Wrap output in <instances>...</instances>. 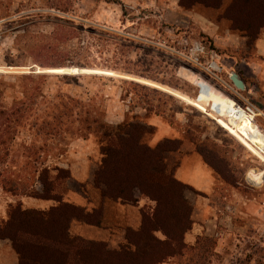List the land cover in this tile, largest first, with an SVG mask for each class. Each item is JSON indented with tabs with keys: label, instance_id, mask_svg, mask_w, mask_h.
<instances>
[{
	"label": "rangeland",
	"instance_id": "rangeland-1",
	"mask_svg": "<svg viewBox=\"0 0 264 264\" xmlns=\"http://www.w3.org/2000/svg\"><path fill=\"white\" fill-rule=\"evenodd\" d=\"M235 2L0 0V230L18 204L43 214L40 236L14 240L34 247L24 256L39 248V264H264V0ZM52 67L76 68L44 70ZM115 137L155 149L147 181L177 179L186 158L207 190L206 167H194L209 166L211 190L182 183L166 196L168 209L179 196L189 208L181 254L147 255L167 240L141 232L154 201L135 185L113 198L94 178L103 158L113 175L124 172L122 150H101ZM64 202L75 208L56 216ZM10 243L0 238V261L19 264Z\"/></svg>",
	"mask_w": 264,
	"mask_h": 264
},
{
	"label": "trees",
	"instance_id": "trees-1",
	"mask_svg": "<svg viewBox=\"0 0 264 264\" xmlns=\"http://www.w3.org/2000/svg\"><path fill=\"white\" fill-rule=\"evenodd\" d=\"M205 0H190V4L194 2H204ZM232 3L236 5L235 0H232ZM264 2L261 4L263 5ZM241 11V8H239ZM264 16V13H263ZM264 26V17L262 23L257 27L256 34ZM243 29H247V24H245ZM251 28V27H250ZM76 67H52L46 68L44 70H49L53 73H68L72 74L73 70ZM111 75L114 74L108 71ZM124 79L132 80L134 83H139L140 85H145L152 89H157L160 92L165 93L164 85L156 83L154 81L142 78V77H132L129 75H122ZM7 126V125H5ZM134 133V132H132ZM130 133L129 135H131ZM104 157L107 156L108 152L111 151H120L122 153L119 157L118 163L121 162V166L124 168V172H120L115 169L114 174L112 173L111 167L106 168V159L103 158L99 168L94 171V178L102 182L105 185L103 192H108L109 195L113 198L124 197L126 192L128 195L131 193L130 186L135 185L141 194L146 195L149 199L153 200L155 205L153 207L152 215L148 218L149 221H143L141 232L151 236V233L154 230L161 231L166 237V241L154 240L148 244L147 255L154 257V260L160 261L167 256H176L181 254L185 245L183 244L182 234L189 228L188 213L189 208L186 203L179 196L176 205L172 209H168V198L167 194L171 186H182L183 184L175 178H165L164 183L147 181L145 173H147L148 167L154 165V160L156 159L157 154L152 155L151 151L155 149L145 148L144 146L136 143L130 142L129 144H121V140L117 137L112 138V140H107V143L101 147ZM127 150V151H124ZM131 155V156H129ZM203 159V158H202ZM101 162V163H102ZM203 162L206 163L203 159ZM111 174V175H108ZM116 176L113 179V176ZM119 176H123L122 178ZM119 180H118V179ZM112 193H111V191ZM42 191H47L46 188H43ZM115 192V193H114ZM43 192H38L32 194L34 197H43ZM58 203L61 202L59 199L54 197ZM65 204V205H62ZM68 206V207H67ZM19 204L16 205L17 212L15 214H10L9 219L3 224L0 230V238H8L11 243V248L15 253H17V261L19 264H39L40 260L36 257L37 253L41 249L36 248L35 256L27 254L24 256V248L30 251H34V247L26 246L24 244H19L18 247H15L14 240L20 237H29L34 238L40 236V233L37 228L39 222L37 218L43 216L41 210H35L32 208H19ZM63 208L74 209L75 206L64 202L58 204L55 208V215L58 216V210ZM10 228V232L8 229ZM176 228V229H175ZM37 235V236H36ZM153 238V237H152ZM25 239V238H24ZM20 256V258H18ZM106 260V259H105ZM153 260H147V264H151ZM106 264H113L106 260ZM114 264H120L116 262Z\"/></svg>",
	"mask_w": 264,
	"mask_h": 264
},
{
	"label": "crops",
	"instance_id": "crops-1",
	"mask_svg": "<svg viewBox=\"0 0 264 264\" xmlns=\"http://www.w3.org/2000/svg\"><path fill=\"white\" fill-rule=\"evenodd\" d=\"M256 48L258 50L259 53H261L263 56H264V26L260 29V32H259V37L257 38V41H256ZM151 123L157 125V126H160V122L158 120H155L153 119V121H151ZM163 125V124H162ZM184 161H186V158L184 160H181L179 161V164L176 168V178L181 182V183H184L185 185L187 186H191L192 188L196 189L197 191H207V190H211V186L213 184V176L211 174V171H210V168L209 166H207L203 160L200 159L199 162H195V164L197 163V167H194L195 169H198L199 171H201V166L202 167H206V173L207 174V180L209 182V188L207 190H204V189H201L202 187L200 186V180H201V177L199 175H195L192 173V168L190 167V165L188 164V166H186L184 164ZM190 163L192 165H194V162L190 161ZM198 165H201V166H198ZM193 168V169H194ZM189 177V179H192V180H196L194 182L195 185H192L191 183H189L187 181V179H184L182 180L183 178L185 177ZM182 178V179H181ZM198 186V187H197ZM191 238V235L190 234H186V239L187 240H190ZM5 261L4 260H1L0 261V264H4Z\"/></svg>",
	"mask_w": 264,
	"mask_h": 264
},
{
	"label": "water",
	"instance_id": "water-1",
	"mask_svg": "<svg viewBox=\"0 0 264 264\" xmlns=\"http://www.w3.org/2000/svg\"><path fill=\"white\" fill-rule=\"evenodd\" d=\"M228 78L235 88H238V89L244 88L243 82L241 81V79L238 77V75L235 72L233 71L229 72Z\"/></svg>",
	"mask_w": 264,
	"mask_h": 264
},
{
	"label": "built area",
	"instance_id": "built-area-1",
	"mask_svg": "<svg viewBox=\"0 0 264 264\" xmlns=\"http://www.w3.org/2000/svg\"><path fill=\"white\" fill-rule=\"evenodd\" d=\"M209 67L211 68V69H214V70H219V68L214 64V62H210L209 63ZM247 109V108H246Z\"/></svg>",
	"mask_w": 264,
	"mask_h": 264
},
{
	"label": "bare ground",
	"instance_id": "bare-ground-1",
	"mask_svg": "<svg viewBox=\"0 0 264 264\" xmlns=\"http://www.w3.org/2000/svg\"><path fill=\"white\" fill-rule=\"evenodd\" d=\"M215 64V63H214ZM216 65V64H215Z\"/></svg>",
	"mask_w": 264,
	"mask_h": 264
}]
</instances>
